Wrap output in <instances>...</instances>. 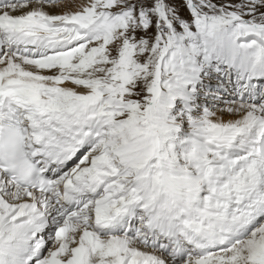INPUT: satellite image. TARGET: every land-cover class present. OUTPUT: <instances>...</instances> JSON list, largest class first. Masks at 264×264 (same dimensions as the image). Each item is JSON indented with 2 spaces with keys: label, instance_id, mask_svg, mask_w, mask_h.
<instances>
[{
  "label": "snow or ice",
  "instance_id": "snow-or-ice-1",
  "mask_svg": "<svg viewBox=\"0 0 264 264\" xmlns=\"http://www.w3.org/2000/svg\"><path fill=\"white\" fill-rule=\"evenodd\" d=\"M0 264H264V0H0Z\"/></svg>",
  "mask_w": 264,
  "mask_h": 264
}]
</instances>
